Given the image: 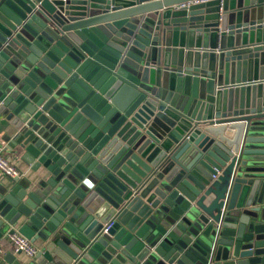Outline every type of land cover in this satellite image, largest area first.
Instances as JSON below:
<instances>
[{
  "label": "water",
  "instance_id": "water-1",
  "mask_svg": "<svg viewBox=\"0 0 264 264\" xmlns=\"http://www.w3.org/2000/svg\"><path fill=\"white\" fill-rule=\"evenodd\" d=\"M0 129L26 264H264V0H0Z\"/></svg>",
  "mask_w": 264,
  "mask_h": 264
},
{
  "label": "built area",
  "instance_id": "built-area-1",
  "mask_svg": "<svg viewBox=\"0 0 264 264\" xmlns=\"http://www.w3.org/2000/svg\"><path fill=\"white\" fill-rule=\"evenodd\" d=\"M227 134L232 135L233 130L227 129ZM0 175H4L9 178H16L20 175L18 169L3 155V143L0 142ZM113 221L110 220L104 225L103 231L106 232L111 226ZM8 242L13 247L15 254H23L29 259H35L38 250L34 244L19 234L9 235ZM2 253V249H0Z\"/></svg>",
  "mask_w": 264,
  "mask_h": 264
},
{
  "label": "crops",
  "instance_id": "crops-1",
  "mask_svg": "<svg viewBox=\"0 0 264 264\" xmlns=\"http://www.w3.org/2000/svg\"><path fill=\"white\" fill-rule=\"evenodd\" d=\"M1 137H2V132L0 129V142L3 143ZM4 146L5 145L3 144V149H4ZM3 155L18 169V171L20 173L25 174V172L28 171L29 167L27 165H25V163L20 161L18 158H17L18 159L17 161L14 159L16 157V155L7 154L4 151H3ZM0 249H2V253H0V264H26V263L30 262V260H34V259L27 258L23 254H15L13 252V247L8 242V240L0 241ZM6 257L8 258V260L10 259V257H12L14 259L13 262L8 263L7 261H5Z\"/></svg>",
  "mask_w": 264,
  "mask_h": 264
}]
</instances>
